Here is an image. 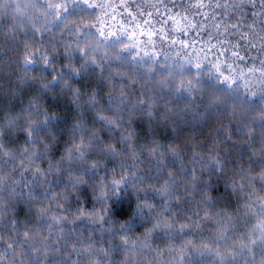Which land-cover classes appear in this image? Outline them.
<instances>
[{"label": "clouds", "instance_id": "1", "mask_svg": "<svg viewBox=\"0 0 264 264\" xmlns=\"http://www.w3.org/2000/svg\"><path fill=\"white\" fill-rule=\"evenodd\" d=\"M0 264H264V0H0Z\"/></svg>", "mask_w": 264, "mask_h": 264}]
</instances>
